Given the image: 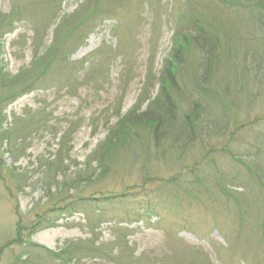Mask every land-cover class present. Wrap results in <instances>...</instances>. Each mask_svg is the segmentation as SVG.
<instances>
[{
  "label": "trees",
  "instance_id": "trees-1",
  "mask_svg": "<svg viewBox=\"0 0 264 264\" xmlns=\"http://www.w3.org/2000/svg\"><path fill=\"white\" fill-rule=\"evenodd\" d=\"M12 1L8 12L0 10V53L16 24L30 20L35 24L34 56L16 74L0 60V196H14L17 217L12 235L0 245V257L17 246L10 264H84L98 258L132 264L125 233L117 232L108 246L96 237L106 216L93 196L103 195L96 189L114 175L138 168L140 188L164 182L159 196H185L215 207H206L214 215L226 212L238 230L227 249L230 260L241 257L264 264V258L255 257L264 253V0H185L186 23L176 30L173 52L160 75L148 74L137 102L125 114L118 108L114 123H109L113 114L106 115L105 138L81 164L73 156L80 119L58 130L55 112L43 98L37 108L24 107L11 116L8 109L33 91L60 90L70 81L78 82L90 57L74 62L70 54L115 12L120 0H84L66 18L60 17L63 0ZM217 9L231 10L237 18L230 22ZM58 17L52 41L40 54L47 28ZM155 84L158 90L152 94ZM47 133L58 138L54 149L38 154L33 169L19 167L30 159L35 138ZM159 163L175 172L163 177ZM27 190L41 195L32 221L16 195ZM89 199L97 205L89 206ZM78 212L87 215L94 238L68 241L57 253L31 240L56 226L62 214ZM244 227L246 235L241 233ZM241 235L249 247L253 244L248 253ZM193 255L191 264H211L201 251ZM173 260L181 263L183 255L174 253Z\"/></svg>",
  "mask_w": 264,
  "mask_h": 264
},
{
  "label": "rangeland",
  "instance_id": "rangeland-1",
  "mask_svg": "<svg viewBox=\"0 0 264 264\" xmlns=\"http://www.w3.org/2000/svg\"><path fill=\"white\" fill-rule=\"evenodd\" d=\"M11 1L0 0V10L8 12ZM82 2L84 0H63L60 17L66 18L76 13ZM118 4L115 12L89 31L84 42L70 54L74 62L90 57L79 74L78 82L70 81L66 88L60 90L59 87L52 91H33L19 98L8 109L11 116L21 113L24 107L37 108L43 106L37 102L43 98L48 99L49 110L55 112L54 121L58 130H64L70 121L80 119L82 126L73 135V156L79 164L84 163L105 138L106 115H112L118 108H122L125 114L137 102L148 74L152 73L155 77L160 75L164 63L173 52L176 30L186 23V16L182 15L189 7L185 0H120ZM216 11L230 22L237 18L231 10ZM60 17L53 19L47 28L40 54L50 45ZM34 28L35 24L30 20L20 22L3 40L0 60L10 73L16 74L31 64ZM188 32L191 30L188 29L185 35H189ZM13 41H17L16 44L12 45ZM157 90L158 84H155L151 93L155 94ZM110 121H116L114 114ZM57 136L60 138V135ZM53 137L51 133L36 137L29 150L30 159L20 162L19 167L33 169L38 154H47V151L54 149L58 138ZM5 158L10 163L7 153ZM159 165L163 177L168 178L175 172L162 163ZM162 185L164 182H156L140 188L143 186L141 174L138 168H134L123 175H114L105 182L104 188L96 189L104 191L103 195L97 193L93 197L100 201L99 207L106 216L96 232L100 243L108 246L115 241L117 232L125 233L128 242L126 251L132 264H191L195 250L201 251L211 264H250L241 257L230 260L227 249L238 230L231 218L225 216L226 212H221L220 216L214 215L206 207H215L185 196H159ZM2 195L0 245L12 235L17 221L14 196ZM16 195L26 219L32 221L35 205L41 195L31 190H27L25 195ZM106 197L113 198L107 200ZM95 199L88 200L89 206L97 205ZM45 201L46 198L42 203ZM148 205L151 208H146ZM62 215L56 226L39 231L31 240L57 253L68 241H85L93 237L85 213ZM250 221H254V218ZM244 228L241 233L246 235L249 230L248 227ZM245 235L240 236V242L246 243ZM254 238L252 234L250 239ZM237 247L234 246L236 250ZM250 248H253V244L250 247L247 244L246 253ZM18 251L19 248L14 246L12 251L0 257V264H10ZM174 253L183 255L181 263L173 260ZM255 257L259 261L264 258V253ZM83 261L84 264H119L100 258Z\"/></svg>",
  "mask_w": 264,
  "mask_h": 264
}]
</instances>
